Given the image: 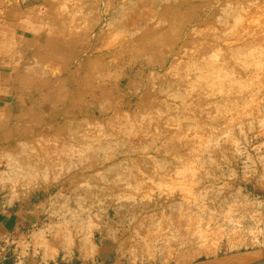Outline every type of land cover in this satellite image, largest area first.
<instances>
[{"label": "rangeland", "instance_id": "obj_1", "mask_svg": "<svg viewBox=\"0 0 264 264\" xmlns=\"http://www.w3.org/2000/svg\"><path fill=\"white\" fill-rule=\"evenodd\" d=\"M11 1L0 0V198L40 210L13 264H198L264 249V0ZM252 7L256 25L244 22ZM21 10L32 42L8 48ZM59 227L73 245L45 258L36 234L53 244Z\"/></svg>", "mask_w": 264, "mask_h": 264}, {"label": "crops", "instance_id": "obj_2", "mask_svg": "<svg viewBox=\"0 0 264 264\" xmlns=\"http://www.w3.org/2000/svg\"><path fill=\"white\" fill-rule=\"evenodd\" d=\"M7 1V0H6ZM17 0L9 2L7 8L15 7ZM15 19L8 23L9 37L8 45H16L22 49H26L32 39L30 35L34 33L35 25L26 17V11L14 12ZM9 89L0 85V95H5ZM6 100V99H5ZM4 102V101H2ZM3 103H0L2 105ZM4 107L7 103L4 102ZM0 114H3L0 110ZM40 217V210L35 203H30L26 200L8 201L0 198V264L9 260L15 259V251H17V241L21 234H24L29 226L36 224ZM15 245V246H13ZM68 259H64L67 261Z\"/></svg>", "mask_w": 264, "mask_h": 264}, {"label": "bare ground", "instance_id": "obj_3", "mask_svg": "<svg viewBox=\"0 0 264 264\" xmlns=\"http://www.w3.org/2000/svg\"><path fill=\"white\" fill-rule=\"evenodd\" d=\"M260 10H262V9H260ZM262 11H264V10H262ZM254 12H256L255 7L249 8L248 14L243 16L244 22H252L253 25H256L254 23V20L251 19L253 17ZM15 197L18 198L19 196L16 195ZM150 226L152 227V225H150ZM91 228H92L91 226L87 227V230H84L85 232H83V230H82L83 233L79 239V250H80V253L84 257L92 254L93 247H92V244L90 242L91 238L87 234L88 231L91 230ZM51 235H52L53 244L50 243L49 241H47V239H45V237L42 233L36 234L37 242L43 244L42 245L43 249H44L43 254H44L45 258L53 257L54 254H56L57 249H63L65 252H68L71 249V247L73 245L72 244V237L70 236V234L65 229L59 227L58 229H55L51 233ZM261 258H264V249H261V250L256 251V252H251V253H248V254L243 255V256L240 255V257H232V256L224 257L223 256L222 258L217 259L216 261L212 260L209 262H200L198 264H247V263L253 262L255 260L261 259Z\"/></svg>", "mask_w": 264, "mask_h": 264}, {"label": "trees", "instance_id": "obj_4", "mask_svg": "<svg viewBox=\"0 0 264 264\" xmlns=\"http://www.w3.org/2000/svg\"><path fill=\"white\" fill-rule=\"evenodd\" d=\"M3 264H13V260L12 258L10 257L9 260H6V262H4ZM50 264H54L53 262H51ZM58 264H82L79 260L77 259H74L72 262H63L61 260H59Z\"/></svg>", "mask_w": 264, "mask_h": 264}]
</instances>
